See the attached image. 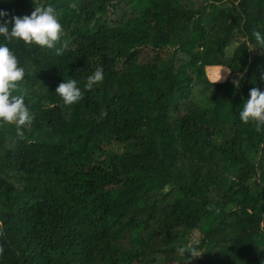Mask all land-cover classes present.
<instances>
[{"label": "trees", "instance_id": "obj_1", "mask_svg": "<svg viewBox=\"0 0 264 264\" xmlns=\"http://www.w3.org/2000/svg\"><path fill=\"white\" fill-rule=\"evenodd\" d=\"M36 4L55 7L69 47L58 56L0 37L25 68L19 91L34 114L25 140L0 128V264H189L176 248L194 231L196 264H264V129L239 118L250 90L264 91L253 36L264 0H0V10L10 20ZM218 66L239 87L206 75ZM97 67L104 80L89 91ZM70 78L84 99L65 105L55 90ZM224 244L229 260L210 257Z\"/></svg>", "mask_w": 264, "mask_h": 264}, {"label": "clouds", "instance_id": "obj_2", "mask_svg": "<svg viewBox=\"0 0 264 264\" xmlns=\"http://www.w3.org/2000/svg\"><path fill=\"white\" fill-rule=\"evenodd\" d=\"M8 16L9 13L0 10V37L5 40L9 42L18 40L26 45L35 44L43 49L54 50L58 56L63 55L69 47V41L62 40L65 32L54 6L36 4L30 16H13L10 20L5 19ZM253 36L259 47L264 48V34L254 31ZM230 74L229 68L216 67L215 83L226 80ZM25 75V68L20 66L14 51L6 44H0V128L5 125H14L16 137L20 141L26 139L23 128L30 126L34 121V114L25 103L26 93L19 91ZM103 80V68L97 67L94 73L88 76L85 88L91 91ZM234 84L239 87L238 81H234ZM18 92L19 94H16ZM55 93L63 99L65 105H73L84 99V93L78 87L76 79L64 80L58 85ZM249 97L243 104L239 118L244 124L253 122L256 131L260 132L264 129V91L253 87ZM4 235L0 225V237ZM176 252L183 258L186 253H190L192 258L200 257L197 247L190 244L178 246ZM3 254L4 247L0 245V256ZM188 262L190 264V261Z\"/></svg>", "mask_w": 264, "mask_h": 264}, {"label": "rangeland", "instance_id": "obj_3", "mask_svg": "<svg viewBox=\"0 0 264 264\" xmlns=\"http://www.w3.org/2000/svg\"><path fill=\"white\" fill-rule=\"evenodd\" d=\"M148 52V51H147ZM154 54L152 52H149L148 54H145V56L142 57V59H146V60H151L153 58ZM215 68L216 67H209V68H206V75L211 79H213L215 81ZM223 75V73H222ZM241 75L240 74H230L228 75L227 77V81H231L234 83V81H239ZM225 81V80H223ZM221 81V82H223ZM199 233L198 231H194L192 234H191V237H190V242L189 244H194L196 245L199 241ZM188 244V245H189ZM231 244H224V245H221V246H217V248H211L210 249V257H217L218 259H222V260H229L230 259V256H231ZM214 251V252H213ZM198 255L200 256V252L198 251ZM191 256V255H190ZM199 259V257H196V258H192L190 259V262L192 264H196L197 260ZM212 259V258H210Z\"/></svg>", "mask_w": 264, "mask_h": 264}]
</instances>
